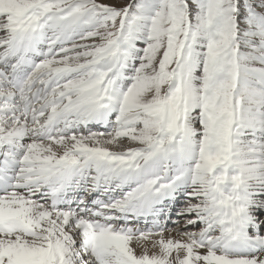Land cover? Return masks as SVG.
Here are the masks:
<instances>
[{
	"label": "snow or ice",
	"instance_id": "6c2138e0",
	"mask_svg": "<svg viewBox=\"0 0 264 264\" xmlns=\"http://www.w3.org/2000/svg\"><path fill=\"white\" fill-rule=\"evenodd\" d=\"M0 264H264V0H0Z\"/></svg>",
	"mask_w": 264,
	"mask_h": 264
},
{
	"label": "bare ground",
	"instance_id": "6f19581e",
	"mask_svg": "<svg viewBox=\"0 0 264 264\" xmlns=\"http://www.w3.org/2000/svg\"><path fill=\"white\" fill-rule=\"evenodd\" d=\"M93 130H94V131H103L102 128L97 127V126H93ZM124 143H125V142H123V144H124ZM124 146H127V145H124ZM128 146H129V145H128ZM180 200H181V198H180L175 204H173L174 206L177 205L176 208H175L174 210L183 207V205H180V204H181V201H180ZM175 212H176V211H175ZM179 218H180V217H179ZM179 218H177V219H179ZM179 221H181V219H180ZM173 225H175V224H173ZM173 225H172V227H173ZM183 226H184V225L177 224V225L172 229V231H171V235H172L173 238H179V237L177 236L176 231H175L174 229H181V228H183ZM172 227H171V228H172ZM165 238H166V237H165ZM149 247H150V244H149Z\"/></svg>",
	"mask_w": 264,
	"mask_h": 264
},
{
	"label": "rangeland",
	"instance_id": "374dc122",
	"mask_svg": "<svg viewBox=\"0 0 264 264\" xmlns=\"http://www.w3.org/2000/svg\"><path fill=\"white\" fill-rule=\"evenodd\" d=\"M125 143H124V145H129L128 144V141H124ZM127 146H125V147H127ZM185 203V202H184ZM184 203H183V205H184ZM181 219V221L180 222H178L177 224H181V225H184V223H185V220L183 219V218H179V219H177V221H179ZM177 224H175V225H173V227L171 228V229H169V230H167L166 232H165V237L166 238H168L169 236H172L171 235V231H172V229L177 225ZM182 229V228H181ZM134 248H136V251H137V254H139L140 252H141V248L136 244V242H133V245H132Z\"/></svg>",
	"mask_w": 264,
	"mask_h": 264
}]
</instances>
